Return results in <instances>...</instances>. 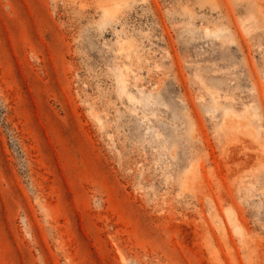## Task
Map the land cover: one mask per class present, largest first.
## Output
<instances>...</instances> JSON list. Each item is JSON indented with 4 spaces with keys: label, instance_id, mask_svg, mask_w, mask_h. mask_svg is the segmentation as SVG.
<instances>
[{
    "label": "rangeland",
    "instance_id": "374dc122",
    "mask_svg": "<svg viewBox=\"0 0 264 264\" xmlns=\"http://www.w3.org/2000/svg\"><path fill=\"white\" fill-rule=\"evenodd\" d=\"M0 264H264V0H0Z\"/></svg>",
    "mask_w": 264,
    "mask_h": 264
}]
</instances>
